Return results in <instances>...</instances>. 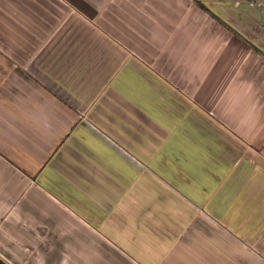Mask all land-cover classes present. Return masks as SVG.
<instances>
[{
  "label": "crops",
  "instance_id": "0c3cea01",
  "mask_svg": "<svg viewBox=\"0 0 264 264\" xmlns=\"http://www.w3.org/2000/svg\"><path fill=\"white\" fill-rule=\"evenodd\" d=\"M0 258L264 264V0H0Z\"/></svg>",
  "mask_w": 264,
  "mask_h": 264
},
{
  "label": "trees",
  "instance_id": "16d2710c",
  "mask_svg": "<svg viewBox=\"0 0 264 264\" xmlns=\"http://www.w3.org/2000/svg\"><path fill=\"white\" fill-rule=\"evenodd\" d=\"M196 3L205 11L207 12L209 15H211L212 17H214L215 19H217L219 22L223 23L226 27H228V25L226 23H224L218 16H216L213 12H211L203 3L196 1ZM0 264H7L5 261H3L0 258Z\"/></svg>",
  "mask_w": 264,
  "mask_h": 264
}]
</instances>
